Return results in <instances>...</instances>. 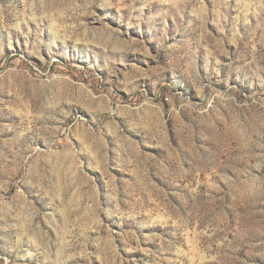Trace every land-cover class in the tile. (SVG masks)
<instances>
[{
    "label": "rangeland",
    "instance_id": "rangeland-1",
    "mask_svg": "<svg viewBox=\"0 0 264 264\" xmlns=\"http://www.w3.org/2000/svg\"><path fill=\"white\" fill-rule=\"evenodd\" d=\"M0 264H264V0H0Z\"/></svg>",
    "mask_w": 264,
    "mask_h": 264
}]
</instances>
